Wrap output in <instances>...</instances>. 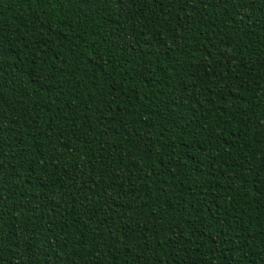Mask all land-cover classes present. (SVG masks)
I'll list each match as a JSON object with an SVG mask.
<instances>
[{
  "label": "trees",
  "instance_id": "obj_1",
  "mask_svg": "<svg viewBox=\"0 0 264 264\" xmlns=\"http://www.w3.org/2000/svg\"><path fill=\"white\" fill-rule=\"evenodd\" d=\"M0 264H264V0H0Z\"/></svg>",
  "mask_w": 264,
  "mask_h": 264
}]
</instances>
